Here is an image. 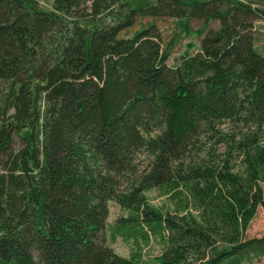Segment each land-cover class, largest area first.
<instances>
[{
  "label": "trees",
  "instance_id": "1",
  "mask_svg": "<svg viewBox=\"0 0 264 264\" xmlns=\"http://www.w3.org/2000/svg\"><path fill=\"white\" fill-rule=\"evenodd\" d=\"M164 16L205 25L173 67ZM259 20L264 0H0V264H139L110 246L137 234L162 239V264L264 257L219 187L264 207ZM109 202L128 215L107 237Z\"/></svg>",
  "mask_w": 264,
  "mask_h": 264
},
{
  "label": "rangeland",
  "instance_id": "2",
  "mask_svg": "<svg viewBox=\"0 0 264 264\" xmlns=\"http://www.w3.org/2000/svg\"><path fill=\"white\" fill-rule=\"evenodd\" d=\"M37 2L39 9L42 11H50L52 9L53 0H34ZM131 6H143L155 4L158 0H128ZM151 19H144L138 21L136 27L133 31L142 24L150 22ZM156 27L158 28L161 38L164 43L170 41L173 37L178 36V41L175 47L172 49L170 57L167 61L168 66H175L181 55L197 50L199 45V38L194 33L198 29L203 28L204 21L202 20H186L185 18H171L162 17L156 19ZM186 25L191 32L185 29ZM253 33L255 37L256 46L264 51V21H257L253 24ZM218 27L217 22H209L207 24L208 29H216ZM183 29V30H182ZM186 30V31H185ZM192 47V48H191ZM191 48V49H190ZM1 87V85H0ZM262 189V195L264 199V183L260 184ZM220 189L230 196L236 203L239 212V225L241 230L242 239H253L261 238L264 236V207L259 204L253 203L248 197L241 194L238 189L231 183L220 182ZM145 198L149 205L155 208L167 207L172 209L171 203L166 197L161 196L159 192L151 190L145 193ZM108 217L106 221V232L105 235L109 236V230L114 226V223L119 218L127 217V212L120 209V207L114 202L108 203ZM194 216L198 217V212L195 209H191ZM136 246L133 243V239L126 240L123 237L118 236L114 242L110 244L113 250L120 256L131 257L132 255L138 254L140 258L138 259L139 264H162V254L165 248V244L159 236H153L148 234V239L144 241L141 234H137ZM108 242V240H107ZM192 256V255H191ZM191 261L190 256L186 257L185 262ZM252 264H264V257L255 259Z\"/></svg>",
  "mask_w": 264,
  "mask_h": 264
}]
</instances>
